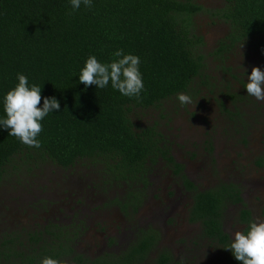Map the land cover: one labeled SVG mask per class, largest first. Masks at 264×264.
I'll return each instance as SVG.
<instances>
[{
    "label": "trees",
    "instance_id": "16d2710c",
    "mask_svg": "<svg viewBox=\"0 0 264 264\" xmlns=\"http://www.w3.org/2000/svg\"><path fill=\"white\" fill-rule=\"evenodd\" d=\"M201 11L192 0H93L91 8L82 4L76 11L69 0H0V101L22 73L29 85L42 90L37 107H42L45 97L60 103L59 112L41 122L39 149L0 130V187L9 166L29 170L48 161L67 168L81 160L102 159L112 174L122 178L142 174L146 161L160 150V141L152 127L138 132L130 114L187 91L200 74L203 57L195 50L203 39L191 32V20ZM215 16L229 24L232 45L264 36V0H224ZM118 49L140 57L144 90L138 98L124 97L110 84L96 89L78 83L90 55L109 63ZM15 166L12 169L18 170ZM232 196L225 187L201 193L192 210L207 233L222 242L228 240L219 221L225 201H240ZM242 218L249 220L248 214ZM25 237L26 231L2 237L0 264H41L45 257L60 264L68 258L87 264L75 254L69 239L58 238L57 245L55 235L53 241L40 244L41 238L30 233L28 242L36 246L28 243V248ZM153 240L142 237L125 253L99 257L92 264H138ZM159 264H169L168 258L163 256ZM232 264L241 262L232 257Z\"/></svg>",
    "mask_w": 264,
    "mask_h": 264
},
{
    "label": "flooded vegetation",
    "instance_id": "af4514ba",
    "mask_svg": "<svg viewBox=\"0 0 264 264\" xmlns=\"http://www.w3.org/2000/svg\"><path fill=\"white\" fill-rule=\"evenodd\" d=\"M228 36L225 38L227 43H224L222 47L219 43L221 48L217 52L221 54V61L228 59L224 56V51L227 50L228 44L232 45ZM250 40H253L254 44L256 42L255 45L258 47L249 56L256 55L264 60V36ZM243 42L235 43L233 47L242 45ZM245 67H247L246 64ZM204 68L203 66L188 90L180 93L191 99H197L195 102L198 108L207 105L206 99H214L213 102L217 105L219 113L223 115L224 104L226 107L230 105L236 111L242 102L254 99L247 95L244 89L246 83L241 80L243 78L241 71L243 70L238 69L235 64L226 71H222L214 88L207 87ZM222 76L228 80L223 86L219 84ZM233 83H236L239 88L238 92L233 89ZM191 92L193 93L191 94ZM217 92L225 101L215 97ZM227 92H233L234 95L227 94ZM178 95L163 101V104L169 102V106L174 104L173 107L182 105L177 99ZM258 103L264 110V102L257 101L253 113H257ZM182 106L184 110L186 107L189 108L187 104ZM157 108V106L146 109L136 108L135 111H148ZM203 114L208 116V113ZM234 117L238 116L234 115ZM191 118L194 120L195 115ZM230 120L234 123L232 119ZM192 122L199 123L204 128H201V131L187 129L180 133L169 130L168 134L159 132L156 126L152 127L160 141V150L146 161V169L142 174H137L135 178H125L124 176L122 178V176L112 173L111 177L110 175L101 177L90 170L77 173L74 168L83 160L67 168L54 165L55 170H52L55 172L54 175L62 176L54 184L56 197L52 198L53 203L45 199L32 202L24 196L27 193L22 192L4 199V208L0 210V244L4 243L3 236L14 233L13 230H7V227L10 228L15 224L19 232L26 231L27 237L23 243L28 248V243L33 246L28 242L30 233L41 238L40 244H43L45 240L53 241V237L57 235L56 244L59 243L58 238L60 241H63V238L69 239L75 254L81 255V260L87 261V264H92L99 257L121 255L131 245L140 242L142 237H154V243L146 257L138 264L146 263L148 259L155 256L156 252L158 254L154 264H159L163 256L168 258L169 264H232V253L230 250H226L232 238L229 230L232 232L233 230L246 231L247 226L254 222L252 217L261 222L264 221V196L258 195L256 181L253 180V176L251 177V175H260L258 170L264 168V148H262L264 143H259L255 147L256 152L253 150V154H255L251 157L250 166L245 167L237 162L232 163L235 170L233 171V182L223 181L215 184L212 181L208 186L203 187L196 180L184 176L186 165L193 160L210 161V157L216 155L217 150L221 151L225 147L224 142L221 145L218 143L219 136L225 134L214 132L206 125V122H198V120V123ZM135 128L140 132L141 129L147 127L139 126V122H137ZM259 137L263 140L264 133L260 132ZM241 141L240 146L246 145L244 140ZM236 148L238 147H235V150ZM198 175L203 176L202 173ZM15 186L25 190L22 186ZM222 187L231 192L234 199L236 197L240 199V201L234 202L233 199L228 198L220 215L221 231L228 239L226 242H222L217 235L208 234L202 220H198L192 215L195 199L199 194L217 191ZM242 190L245 192V197H243ZM43 195L45 196L46 193ZM14 196H17L16 199ZM246 197L253 198L256 203L260 201L255 210L250 211L243 206ZM142 208L147 211L144 216L140 215ZM227 210L230 211L227 213L230 219L223 222ZM244 214H248V222L243 221ZM231 217L235 219L234 224L231 222ZM20 219H25L27 223H19ZM181 219L192 224L196 223L199 232L189 231L183 239L176 238L172 241L170 248L161 251V228L156 225L177 224ZM91 234L94 235V240L91 242L92 248L89 252L86 248L79 246L78 242L84 239L85 235L89 243L88 237ZM60 261L61 259H59ZM63 263L84 264L82 261L78 263L69 260V258L64 259Z\"/></svg>",
    "mask_w": 264,
    "mask_h": 264
},
{
    "label": "rangeland",
    "instance_id": "374dc122",
    "mask_svg": "<svg viewBox=\"0 0 264 264\" xmlns=\"http://www.w3.org/2000/svg\"><path fill=\"white\" fill-rule=\"evenodd\" d=\"M192 2L202 7V11L191 20V32L196 37L203 39V43L197 47L195 53L203 57L207 87L214 88V85L216 86L217 81L220 79L222 71H226L233 64H235L238 69L243 70L241 71L243 77L241 80L245 83L247 82L246 74L250 75L252 68L259 67L261 70L264 69V60H261L256 55L249 56V54H252V51L258 47L255 45L256 42L254 44L253 40H248L243 42L242 45L235 47L228 44L227 50L224 51V56L228 59L221 61V54L217 51L224 43H227L225 38L229 35L230 27L228 23L216 17L215 13L217 10L223 8L224 0H192ZM247 57L248 59L246 62L245 60ZM245 64L247 67H245ZM226 81H228L226 77L224 78V76H222L219 84L223 86ZM233 86V89L238 92L239 88L236 86V83H233ZM192 93L193 92H191V94ZM227 94L234 95L233 92H227ZM215 97L225 101V99H222L219 92L215 94ZM196 100L197 99H191V104H187L189 108L186 107L185 110L182 105H175V107H173L174 104L169 106V102H166V104L162 102L157 106V109L148 111L134 110V112L130 114V118L134 125L139 122V126H156L159 132L168 134L169 130L178 133L187 129L200 130L204 128V126L200 125L198 122H206V125L214 132L218 131L221 134H225L219 136L220 140L218 141L219 145L224 142L225 147L221 151L217 150L216 155L210 157V161L193 160L188 163L184 176L196 180L198 184L203 187L208 186L212 181H214L215 184L222 183L223 181L233 182V171L235 170L232 163L237 162L239 165L245 167L250 166L251 157L255 154H253V150L256 152L255 147H257L259 143H264V137L263 140L259 137L260 132L264 133V110L260 108L258 103V111L257 113H253V109L257 105V101L254 98L249 102H242L236 111L230 105L226 107L224 104V114L221 115L217 105L213 102L214 99H206L205 102L207 105L200 108L197 107ZM173 108H175L174 112H172ZM205 109L206 111H203ZM203 113H208V116ZM194 115L195 119L192 120L191 117H194ZM234 115L238 117H234ZM230 119H232L234 123ZM192 121L198 124H194ZM241 140H244L246 145L240 146ZM235 147L238 148L235 150ZM262 148H264V146H262ZM242 152H244V155H242ZM36 165L37 167L30 166L31 169L29 170H27L26 166L11 165L8 167L9 173L0 187V210L4 208V199L6 197L18 195L19 192L27 193V195L24 196L32 202L45 199L53 203L52 198L56 197L54 195V184L58 182V179L62 175H54L55 172H52V170H55V166L49 161L46 163H37ZM12 166H15L18 170H13ZM87 170L93 171L101 177L104 175H110L111 177V172L102 159L83 160L74 168V171L77 173H82ZM258 172L260 175H251V177L253 176V180L256 181L258 195L262 197L264 196V168H261ZM201 173L203 174L202 177L198 175ZM15 185L22 186L25 190ZM44 193H46L45 196L43 195ZM242 193L243 197H245V192L243 190ZM16 197L17 196H14L15 199ZM48 198L50 199L48 200ZM259 203L260 201L256 203L253 198L246 197L243 206L251 211L255 210ZM44 206H46V204H44ZM228 211L229 210H227L224 215L223 222L227 219L229 221L230 219V216L227 214L230 211ZM146 213V209L142 208L140 210V215L142 214L144 216ZM252 219H254V222L259 221L255 217H252ZM231 222L232 224L235 222L233 217H231ZM19 223L26 224L27 222L25 219H20ZM156 226L161 228V251L170 248L173 243L172 241L176 238L183 239L189 231L199 232L196 223L192 224L185 219H181L177 224H170L168 226H161L158 224ZM142 227L144 228V226ZM16 228L17 225L13 224L10 228L7 227V230L17 232L18 230ZM229 231L231 236L235 232L234 230L233 232L231 230ZM83 237L84 239L79 241L78 244L90 252L94 235L91 234L88 237L89 243L85 235ZM157 254L158 252L143 264H154Z\"/></svg>",
    "mask_w": 264,
    "mask_h": 264
},
{
    "label": "clouds",
    "instance_id": "9594fccd",
    "mask_svg": "<svg viewBox=\"0 0 264 264\" xmlns=\"http://www.w3.org/2000/svg\"><path fill=\"white\" fill-rule=\"evenodd\" d=\"M69 3L76 11L82 4L91 8L93 0H69ZM112 55L109 63H101L95 55H90L80 69L78 83L84 84L85 88L94 85L96 89H105L110 84L122 96L138 98L144 90L140 57L125 54L123 49L116 50ZM246 78L244 89L247 95L264 102V71L254 67ZM16 79L18 83L0 101L3 104L0 130H6L8 136L16 137L28 147L39 149L41 122L50 113L59 112L60 103L55 97H45L42 107H37L41 103V88L36 84L29 85L28 77L22 73H18ZM177 99L182 105L191 104V98L185 94H179ZM226 250H230L241 264H264V222L255 221L247 226L246 231H235ZM41 264H58V261L45 257Z\"/></svg>",
    "mask_w": 264,
    "mask_h": 264
}]
</instances>
